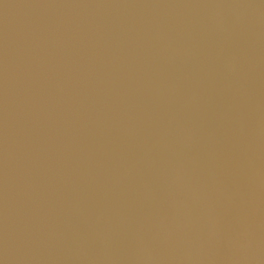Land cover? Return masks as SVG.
Here are the masks:
<instances>
[{"label":"water","instance_id":"obj_1","mask_svg":"<svg viewBox=\"0 0 264 264\" xmlns=\"http://www.w3.org/2000/svg\"><path fill=\"white\" fill-rule=\"evenodd\" d=\"M0 264H264V0H0Z\"/></svg>","mask_w":264,"mask_h":264}]
</instances>
